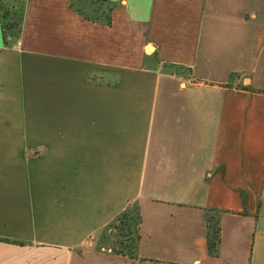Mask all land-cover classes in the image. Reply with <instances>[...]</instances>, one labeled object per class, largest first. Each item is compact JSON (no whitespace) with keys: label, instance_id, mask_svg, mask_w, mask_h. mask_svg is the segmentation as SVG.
I'll use <instances>...</instances> for the list:
<instances>
[{"label":"crops","instance_id":"1","mask_svg":"<svg viewBox=\"0 0 264 264\" xmlns=\"http://www.w3.org/2000/svg\"><path fill=\"white\" fill-rule=\"evenodd\" d=\"M20 1V39L0 12V264H264V0H110L111 25ZM121 178L134 257L94 238Z\"/></svg>","mask_w":264,"mask_h":264},{"label":"trees","instance_id":"2","mask_svg":"<svg viewBox=\"0 0 264 264\" xmlns=\"http://www.w3.org/2000/svg\"><path fill=\"white\" fill-rule=\"evenodd\" d=\"M16 4L12 6L0 5V12L2 18V27L4 36L6 38L12 36L18 40L21 38L23 32V22L25 18V6L22 1L16 0ZM79 0H72V7L75 8L82 15L94 21H104L112 24L111 13L114 9L115 3L110 0H86L87 3L79 5ZM123 220V219H121ZM125 225V224H124ZM208 226V247L210 254L217 255L221 244V226H220V212L212 210L207 217ZM135 238L126 236V239L119 242V246L113 245L118 254L127 256H137L140 236L137 227L135 229Z\"/></svg>","mask_w":264,"mask_h":264},{"label":"rangeland","instance_id":"3","mask_svg":"<svg viewBox=\"0 0 264 264\" xmlns=\"http://www.w3.org/2000/svg\"><path fill=\"white\" fill-rule=\"evenodd\" d=\"M78 3L79 5H83L84 3H87V1L79 0ZM30 148V158L37 157L38 155H40V153H43L45 151L43 147ZM21 163L25 166V168L28 167L26 166V163H30L31 167L37 166L39 164V162L28 161L26 156L24 160L21 161ZM133 182L134 180L129 178L119 179V184L118 182L116 183L114 179L111 180L112 190L115 191V193L113 192L114 194L109 196L108 201L109 203H111V219L104 228L96 232V237H94L95 239H98L103 243L108 242L110 243V245L114 244L116 246H119V242L125 240L127 235L135 238V229L140 222V215L138 204L133 200V197L135 196V194L133 193V190H135L133 187ZM8 195L9 193H7L5 197H8ZM8 208H10V206H8L7 209ZM0 212L4 213L3 210H1ZM5 212L8 213L7 211ZM20 213H23V211H21ZM27 214L28 217L30 216L29 218L32 217V212L27 209L24 217H17L16 219H23L27 216ZM9 215L13 217L12 219H15L16 216H19L17 212H15L14 214L10 213ZM114 250H116V248H114Z\"/></svg>","mask_w":264,"mask_h":264},{"label":"bare ground","instance_id":"4","mask_svg":"<svg viewBox=\"0 0 264 264\" xmlns=\"http://www.w3.org/2000/svg\"><path fill=\"white\" fill-rule=\"evenodd\" d=\"M149 49H150V50H153V46H150Z\"/></svg>","mask_w":264,"mask_h":264},{"label":"water","instance_id":"5","mask_svg":"<svg viewBox=\"0 0 264 264\" xmlns=\"http://www.w3.org/2000/svg\"><path fill=\"white\" fill-rule=\"evenodd\" d=\"M9 39H12V36H10ZM107 247H110V245H107Z\"/></svg>","mask_w":264,"mask_h":264}]
</instances>
